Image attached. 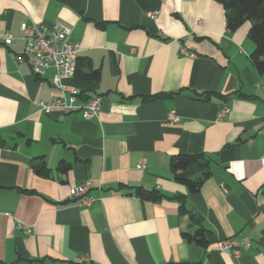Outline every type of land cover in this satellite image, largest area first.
Returning a JSON list of instances; mask_svg holds the SVG:
<instances>
[{"label":"crops","instance_id":"crops-1","mask_svg":"<svg viewBox=\"0 0 264 264\" xmlns=\"http://www.w3.org/2000/svg\"><path fill=\"white\" fill-rule=\"evenodd\" d=\"M55 22L80 45L64 83L102 100L93 120L38 109L54 70L33 75L20 27ZM250 27L229 31L214 0H0V33L14 38L0 43V264H264V75ZM177 155L209 160L198 192L174 180ZM86 180L99 199L88 208L69 197ZM176 197L206 247L183 238L199 226ZM236 237L250 249L215 250Z\"/></svg>","mask_w":264,"mask_h":264},{"label":"built area","instance_id":"built-area-1","mask_svg":"<svg viewBox=\"0 0 264 264\" xmlns=\"http://www.w3.org/2000/svg\"><path fill=\"white\" fill-rule=\"evenodd\" d=\"M149 14V17H153ZM21 39L24 42V56L28 58L32 73L36 77H42L45 73L53 69L52 86L55 95L49 104L38 102V109L46 115L59 111L64 114L78 113L84 120L95 119L101 110L102 100L99 97L83 99L81 93L74 87L67 86L64 81L75 76L77 69V59L80 52V45L71 40L72 31L62 24L55 22L51 26L44 24H24L20 27ZM14 38L9 33H0V43L9 46ZM228 113L226 107H222L217 118L223 119ZM180 118L174 113L168 114L166 122L168 124L178 123ZM145 168V162L140 161L138 169ZM92 181L86 180L83 184L73 187L69 191L72 201L78 202V206L88 208L99 199L89 195L92 188ZM28 233V229L19 226ZM251 247L249 237H236L218 241L215 250L218 252H231L233 256L239 255L242 251H247Z\"/></svg>","mask_w":264,"mask_h":264},{"label":"trees","instance_id":"trees-1","mask_svg":"<svg viewBox=\"0 0 264 264\" xmlns=\"http://www.w3.org/2000/svg\"><path fill=\"white\" fill-rule=\"evenodd\" d=\"M220 3L225 11L226 27L229 31L236 30L246 21L251 27L248 33L249 39L254 43L255 49L250 56L251 62L257 73L264 75V0H214ZM78 71V59L77 69ZM74 76V77H75ZM92 79L98 78V72L92 71ZM80 97L88 99L84 91H80ZM155 99V98H153ZM70 166L60 163L57 170L67 172ZM34 171L39 176H48V170L43 166H35ZM170 172L176 182L187 187L189 193L199 191L201 185L210 176L209 160L203 155H177L171 158ZM136 195L148 201H159L162 196L157 192H145L141 189L135 190ZM179 201V213L188 215L190 220L199 226L192 234L183 233V238L188 242H194L201 247L207 246L205 230L201 226L200 218L188 207L185 198L176 197Z\"/></svg>","mask_w":264,"mask_h":264}]
</instances>
